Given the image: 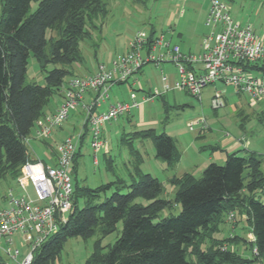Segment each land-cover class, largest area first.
I'll return each instance as SVG.
<instances>
[{
  "label": "trees",
  "instance_id": "obj_1",
  "mask_svg": "<svg viewBox=\"0 0 264 264\" xmlns=\"http://www.w3.org/2000/svg\"><path fill=\"white\" fill-rule=\"evenodd\" d=\"M33 1L38 4L31 12ZM0 7V180H17L22 165L34 161L27 141L35 122L45 115L46 104L62 89L66 76L73 75V65L83 62L80 41L91 35L87 26L105 17L108 9L106 0H0ZM55 29L58 35L48 39V32ZM30 53L46 73L43 85L26 83ZM50 65L53 68L48 69ZM246 67L264 70L258 64ZM131 134L150 138L156 157L164 159L168 168L179 161L181 153L167 132L146 128ZM80 147L73 172H77ZM240 151L228 153L222 164L211 162L199 177L190 172L171 177L174 201L162 198L165 185L158 177L142 172L143 155L134 147L130 184L117 179L91 188L75 178L73 211L35 251L32 264H56L69 237L96 233L100 237L85 264H264L263 159L255 151ZM140 197L148 203L136 202ZM174 203L181 206L179 214L159 219ZM239 213L245 214L254 236L249 241L252 258L231 247L235 240L246 241L245 237L233 231L216 237L222 224L234 223ZM120 221V236L113 245L104 246L103 238ZM0 264L7 263L0 258Z\"/></svg>",
  "mask_w": 264,
  "mask_h": 264
},
{
  "label": "rangeland",
  "instance_id": "obj_2",
  "mask_svg": "<svg viewBox=\"0 0 264 264\" xmlns=\"http://www.w3.org/2000/svg\"><path fill=\"white\" fill-rule=\"evenodd\" d=\"M224 1L228 3L230 15L236 22H240L241 25H252L264 38V0ZM106 2L107 15L96 18L93 25H88L90 37L80 41L83 62L75 63L79 69L77 76L91 74L98 61L112 68L113 61L118 55L128 50L130 41L140 31L149 33L154 30L158 35L163 33L173 43L179 45L182 51L193 53H199L204 36L213 31V26L207 24L210 0H106ZM37 4L36 1L32 2L31 12L36 9ZM57 35V29L50 30L48 39ZM169 64L171 63L160 65L150 63L144 66L128 82L114 84L109 92V100L129 102L131 91L135 92L137 100H141L149 90L153 91L155 88L162 90L161 68L163 65ZM51 68L53 65L48 66V69ZM85 72L87 73L85 74ZM45 75L46 73L41 70L33 53H30L26 83L43 85L45 84ZM72 76L76 75L66 76L62 87L67 86V82ZM135 79L142 83L144 90L139 89V84L135 82ZM214 86L220 87V84L206 86L200 99L183 90H169L161 96H156L153 100L145 102L140 108L132 109V113L120 116L118 122L112 121L104 124L102 130L108 141L109 149L107 152L106 147L99 150L97 165L94 163V151L90 144L91 135L87 134L81 146L77 172H72L73 179L76 178L81 185L91 188L117 179H122L126 185L130 184L134 174L130 152L134 147L142 153L144 158L140 165L142 172L150 173V170L153 175L155 174L165 185L162 198L174 201L176 189L168 180L172 169L179 172L193 168L195 164L202 162L210 154L208 145L214 144L225 132L240 134L245 131L250 135L252 131L256 130L254 133L257 136L259 130L264 131V100L252 104L247 95H237L233 93L234 89L229 86L226 105L214 108L211 99L214 94ZM58 99L59 93L56 92L51 97L47 108L55 107V102ZM105 105L103 106L105 107ZM78 111L80 110H72L69 118L63 123V131L61 133L53 132L47 140L61 141L70 135L78 140V135L83 130V118L81 115L79 116ZM198 118H204L212 128V131H209L206 136H196L199 127L195 122ZM191 123H195L193 130L190 128ZM146 128H154L158 133L167 132L174 138L179 150L185 154L175 167L168 168L167 164H164V159L156 157V150L150 138H136L131 134L136 130ZM57 133L59 136L55 135ZM34 137L35 129L32 130L27 141L28 149L32 156L42 159L44 158L42 141ZM131 137L133 138L130 139ZM260 137L257 151L261 153L259 154L263 159L262 171L264 172V135ZM244 152L246 153L243 149L240 151L241 154ZM194 168L196 169L195 175L201 176L203 169ZM17 184V181L13 179L0 180V208L7 206L6 196L10 192H19ZM136 202L147 204L148 200L140 197L136 199ZM180 210L181 206L174 203L172 207L166 208L160 213L159 219L171 214L177 215ZM242 218L244 225L241 223ZM235 223L238 224L236 233L247 240L241 242L239 239L235 240L231 247L238 250L242 256L252 258L253 251L249 242V229L245 214L241 216L239 213L234 223L224 222L216 237L229 236L232 233L231 224ZM122 229L123 222L120 221L117 224V229L103 238L102 244L104 246L113 245ZM99 237L98 233L88 238L69 237L56 264H85ZM0 258L8 264H15L1 250Z\"/></svg>",
  "mask_w": 264,
  "mask_h": 264
},
{
  "label": "built area",
  "instance_id": "obj_3",
  "mask_svg": "<svg viewBox=\"0 0 264 264\" xmlns=\"http://www.w3.org/2000/svg\"><path fill=\"white\" fill-rule=\"evenodd\" d=\"M207 24L213 26V31L204 36L199 53L182 51L163 33L152 35L140 31L130 41L128 50L113 61L112 68L100 63L92 74L72 76L56 111L38 121L37 139L47 140L60 130L70 112L84 102L90 91L96 95L86 105V121L96 165L99 150L107 145L103 125L169 90H183L200 99L206 86L220 84L211 98L214 108L226 105L225 89L229 86L236 94L248 95L253 102L264 100V70L246 67L264 66V38L252 25L236 22L224 0H210ZM150 63L174 64L177 78L173 82L165 81L162 90L155 88L145 93L141 100L131 91L129 102H113L106 110L95 111L108 98L112 85L128 82ZM195 123L202 131L208 129L204 118ZM195 123L190 124L191 129ZM84 134L83 129L78 140L70 135L56 143L55 164L28 160L22 165L16 180L19 192H10L6 196L7 206L0 208V247L5 243L6 254L15 264H32L35 251L57 233L73 211V162ZM230 218L234 219L235 214L231 213Z\"/></svg>",
  "mask_w": 264,
  "mask_h": 264
},
{
  "label": "crops",
  "instance_id": "obj_4",
  "mask_svg": "<svg viewBox=\"0 0 264 264\" xmlns=\"http://www.w3.org/2000/svg\"><path fill=\"white\" fill-rule=\"evenodd\" d=\"M207 10H208V8H207ZM238 23H240V22H238ZM241 24V23H240ZM180 36H181V34H180ZM100 63H102V62H97V65L94 67V70L93 71H91V74L92 73H94L97 69H98V65L100 64ZM166 64H168V63H166ZM161 70H162V75H161V79H160V81H161V84H162V87H163V85H164V83H165V81H168V82H173L176 78H177V71H176V69H175V66H174V64H169V65H163L162 66V68H161ZM79 73V69H78V67L77 66H75V64L73 65V75H77ZM87 72H85V74H86ZM87 75H89V74H87ZM166 78V79H165ZM70 80V79H69ZM68 80V81H69ZM68 83V82H67ZM138 84H139V89L140 90H144V87H143V85H142V83H140L139 81L137 82ZM119 84V83H118ZM66 87V86H65ZM65 87H62V89L60 90V91H58V93H59V99L55 102L56 104H55V107H52V108H47V106H48V104H49V102H50V100L48 101V103L46 104V106H45V108H44V114L46 115V114H49V113H53V112H55L56 111V109L58 108V106H59V104L61 103V101L63 100V90H64V88ZM220 87H221V85H220ZM219 86H214V91L217 89V88H220ZM113 88V85H112V87L110 88V90ZM174 90H177V89H174ZM149 91H151V90H149ZM204 91V90H203ZM234 91V90H233ZM110 92V91H109ZM132 93V92H131ZM229 93V90H228V88H226L225 89V95H226V100H228V96H227V94ZM233 93H235V91L233 92ZM202 94H203V92H202ZM236 94V93H235ZM95 92H92V91H90V92H88L86 95H85V99H84V102H81L75 109H74V111H77V110H80V111H78V114H79V116L81 115V117L83 118V127H82V129H84L85 130V132H86V130H87V128H86V123H87V121H86V119H87V114H88V112H87V108H86V105H88V104H90L91 102H92V100L95 98ZM237 95H240V94H237ZM246 95V94H245ZM247 97H248V100H249V102L251 103L252 102V104H255L254 102H253V100L247 95ZM51 99V98H50ZM130 99H131V94H130ZM107 100H109V97L107 98V99H105L104 101H102L101 102V104L100 105H98L96 108H95V111L96 112H100V111H103V110H106L107 108H108V106L111 104V103H113L114 101H111V100H109L108 101V103H107ZM103 103V104H102ZM106 104V105H105ZM103 105H105V107L103 106ZM252 106H254V105H252ZM104 107V108H103ZM136 109V108H135ZM130 113H132V111L130 112ZM130 113H128V114H130ZM44 115V116H45ZM42 118L43 117H40L36 122H35V124H34V127L32 128V130L33 129H35V137L34 138H37L36 137V131H37V125H38V121L39 120H42ZM199 119V118H198ZM116 122H118V119L117 120H115ZM208 125V129L206 130V131H202L201 130V126L200 125H198V127H199V130H198V133L196 134V136L197 137H202V136H206L208 133H209V131H212V128H211V126L209 125V124H207ZM103 126H105V125H103ZM87 127L89 128V126H88V124H87ZM103 128V127H102ZM63 127L60 129V130H58V131H55V132H59V133H61L62 131H63ZM193 130V129H192ZM256 130H254V131H252V134H250V135H248L245 131H242L240 134H227V132H225L224 134H222L221 135V137L220 138H218L217 139V141L214 143V144H209L208 145V149L210 150V154L205 158V159H203V161L202 162H200V163H198V164H195L194 165V167H200V170L201 169H205V167H207L208 166V164H210L211 162H217V163H223L225 160H226V158H227V154L228 153H230V152H233V151H237V150H245V151H255V152H257V153H260V152H258L257 151V145H258V142H259V140H260V136H262L263 137V135H264V131L263 130H259L258 131V135L257 136H255V132ZM255 132V133H254ZM59 133H57V134H55L56 136H59ZM90 133V131L89 130H87V132H86V135L87 134H89ZM254 133V134H253ZM31 134H32V131H31V133H30V135H29V137H28V140H29V138H30V136H31ZM86 135L83 137V139H82V141H81V143H80V145L82 146L83 145V143H84V141H85V137H86ZM104 137H105V134H104ZM260 137V138H259ZM106 138V137H105ZM39 140V139H38ZM107 140V139H106ZM60 140H56V139H49V140H47V143L46 142H42V145H43V147H44V149H43V151H44V158H42V159H40V158H38V157H35V156H32L31 155V157H32V159L33 160H43V161H45L47 164H55V157H54V149H55V145H56V143L57 142H59ZM177 145V144H176ZM104 147H106V152L108 151V149H109V145H108V141H107V145H105ZM103 147V148H104ZM178 148V147H177ZM80 150H81V147H80ZM178 150H179V148H178ZM180 151V150H179ZM180 153H181V157L180 158H184V156H185V154H184V152L183 151H180ZM261 154V153H260ZM143 160H144V158H143ZM180 160V159H179ZM179 163V162H178ZM178 163H176V165L178 164ZM164 164H166V162L164 163ZM175 165V166H176ZM174 166V167H175ZM188 168V169H184V170H181V171H179V172H176L174 169H172V171H171V173L168 175V180L171 178V177H173L174 175H176V176H180V175H182V174H184V173H186V172H190V173H192V174H194L195 175V171H196V169L195 168ZM173 168V167H172ZM163 169L165 170L166 169V167L164 166L163 167ZM173 170H174V173H172L173 172ZM149 172L151 173V174H153L150 170H149ZM154 176H155V174H154ZM244 222V220H242L241 221V223L244 225L245 223H243ZM232 226V231H233V233L235 232V234H236V227L238 226V224H237V226L235 227V226H233V225H231ZM248 237H249V239H250V241H253L254 240V236H253V234L251 233V232H249L248 231ZM4 247H5V243H2V246L0 247V250L3 252V253H5L6 254V251H5V249H4ZM8 264V263H7Z\"/></svg>",
  "mask_w": 264,
  "mask_h": 264
}]
</instances>
